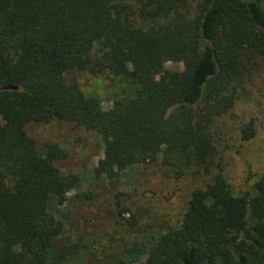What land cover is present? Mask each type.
<instances>
[{
	"label": "trees",
	"instance_id": "1",
	"mask_svg": "<svg viewBox=\"0 0 264 264\" xmlns=\"http://www.w3.org/2000/svg\"><path fill=\"white\" fill-rule=\"evenodd\" d=\"M169 60L185 67L166 72ZM261 60L264 0H0V264H71L84 251L60 240L49 210L81 182L58 167L68 151L26 131L59 122L102 135L96 173L159 160L164 177L193 182L154 240L132 242L116 263L264 264V167L236 194L214 133ZM75 72H109L133 94L104 110Z\"/></svg>",
	"mask_w": 264,
	"mask_h": 264
},
{
	"label": "rangeland",
	"instance_id": "2",
	"mask_svg": "<svg viewBox=\"0 0 264 264\" xmlns=\"http://www.w3.org/2000/svg\"><path fill=\"white\" fill-rule=\"evenodd\" d=\"M260 62V61H259ZM262 64V66H261ZM185 67L182 61L169 60L166 72ZM263 67V68H262ZM83 91L97 94L104 110L119 106L121 98L133 94L129 84L104 72L92 76L86 72L68 74ZM232 109L215 124L214 133L222 172L236 194L251 190L255 176L264 167V65L239 89ZM54 125L29 123L27 134L41 146L58 143L68 151V158L58 162L63 174H77L80 184L59 201L51 200L49 210L63 223V243L77 242L84 250L71 264H118L125 248L132 242L148 243L163 220L174 218L183 206L190 180L176 182L164 177L160 161L129 164L115 178L96 173L95 167L105 158L102 135L68 122ZM251 124L255 134L242 139L241 128ZM164 197H170L163 202ZM135 212V225H127L130 213L118 215V206Z\"/></svg>",
	"mask_w": 264,
	"mask_h": 264
}]
</instances>
